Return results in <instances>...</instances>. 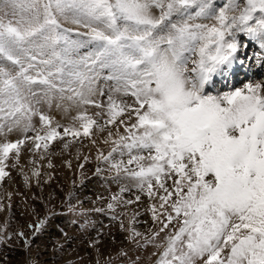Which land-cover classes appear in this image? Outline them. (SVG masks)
Wrapping results in <instances>:
<instances>
[{
  "label": "snow or ice",
  "instance_id": "snow-or-ice-1",
  "mask_svg": "<svg viewBox=\"0 0 264 264\" xmlns=\"http://www.w3.org/2000/svg\"><path fill=\"white\" fill-rule=\"evenodd\" d=\"M249 60L264 71V0H0V183L26 145L44 159L106 133L96 175L130 182L108 208L148 198L158 230L128 231L163 249L156 264H264V83L215 82Z\"/></svg>",
  "mask_w": 264,
  "mask_h": 264
},
{
  "label": "rangeland",
  "instance_id": "rangeland-1",
  "mask_svg": "<svg viewBox=\"0 0 264 264\" xmlns=\"http://www.w3.org/2000/svg\"><path fill=\"white\" fill-rule=\"evenodd\" d=\"M64 26L76 28L67 22ZM241 39L249 45L242 55L253 56L259 51L258 45L247 37ZM215 82L221 91L246 82L264 83V71L249 60L231 85L226 82L222 87L219 81ZM112 83L98 80V89L105 93L100 100L106 101ZM96 111L89 108L90 113ZM76 114V109L66 114L55 107L50 112L62 124L70 123ZM35 122L39 124L38 120ZM20 135L16 131L9 139L15 140ZM104 136L106 133L98 134L95 145L85 140L83 144H70L67 149L62 141H56L44 159H40L39 153L33 154L29 144L21 153L19 165L11 167L14 162L9 161L10 176L0 183V236L11 239L0 243V264H156L163 249L141 247L142 238L130 240L128 231L133 226L130 224L133 217L137 221L134 227L145 235L158 230L159 225L151 219L148 198L141 194L140 202L126 206L123 201L134 200L139 194L132 187L123 194L115 212L108 208L113 202L111 197L130 182L117 184L110 179V173L96 175L98 150L105 153L110 150V145L103 143ZM32 160L36 163H31ZM35 170L39 171V177L33 175ZM25 175L29 178L27 182ZM45 220L47 224L37 233L36 227ZM21 232L24 237L19 235ZM166 235L161 233L157 242L165 243Z\"/></svg>",
  "mask_w": 264,
  "mask_h": 264
},
{
  "label": "bare ground",
  "instance_id": "bare-ground-1",
  "mask_svg": "<svg viewBox=\"0 0 264 264\" xmlns=\"http://www.w3.org/2000/svg\"><path fill=\"white\" fill-rule=\"evenodd\" d=\"M230 79H231V80H234L235 77H231ZM216 81H219V82L221 83L222 87H224V86L226 85V82L223 81L222 78H219V77H218V78H216Z\"/></svg>",
  "mask_w": 264,
  "mask_h": 264
}]
</instances>
